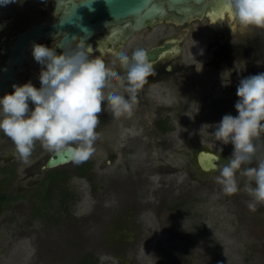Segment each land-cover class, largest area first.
<instances>
[{
	"label": "rangeland",
	"instance_id": "1",
	"mask_svg": "<svg viewBox=\"0 0 264 264\" xmlns=\"http://www.w3.org/2000/svg\"><path fill=\"white\" fill-rule=\"evenodd\" d=\"M212 71L213 81L199 76L196 99L187 92L188 107L176 106L167 88L169 100L159 110L156 103L119 132L101 131L105 145L89 159L97 187L90 192V183L72 176L66 185L81 196L68 211L60 205L62 186L44 200L42 165L54 151L37 141L25 163L15 146L5 148L18 168L5 184L16 198L0 212V264H264V204L255 212L247 207L255 182L237 174L240 190L227 195L214 179L219 167L207 173L197 163L201 150L217 153L219 166L233 152L213 132L224 115L238 116L239 76L230 75L226 87L222 71ZM74 165L58 170L73 172Z\"/></svg>",
	"mask_w": 264,
	"mask_h": 264
},
{
	"label": "clouds",
	"instance_id": "2",
	"mask_svg": "<svg viewBox=\"0 0 264 264\" xmlns=\"http://www.w3.org/2000/svg\"><path fill=\"white\" fill-rule=\"evenodd\" d=\"M15 2L0 0V6ZM222 12L243 29H264V0H222ZM32 55L41 65V86L14 84V92L0 98V131L12 140L18 158L25 163L37 141L48 151L71 152L77 165L87 162L101 139L96 129L102 113L131 117L140 90L156 74L144 49L134 50L131 56L116 54L123 74L99 56L92 58V48L84 40L61 54L56 47L34 43ZM236 94L238 116L226 114L214 125L216 140L233 146L214 179L227 195L240 190L237 174L254 181L255 187L249 184L247 188L252 197L247 207L255 212L258 204H264V73L241 79Z\"/></svg>",
	"mask_w": 264,
	"mask_h": 264
},
{
	"label": "flooded vegetation",
	"instance_id": "3",
	"mask_svg": "<svg viewBox=\"0 0 264 264\" xmlns=\"http://www.w3.org/2000/svg\"><path fill=\"white\" fill-rule=\"evenodd\" d=\"M71 1L80 2L81 0H16L15 3L6 7L0 6V83L5 81L7 71H13V79L21 86L31 82L39 88L41 86L39 80L41 65L34 60L32 45L36 43L50 48L56 47L57 54H61L64 49L75 48L83 40L86 45L91 46L92 58L99 56L104 59L107 66L117 70L120 74H123V70L119 68L117 53L131 56L132 52L137 49L149 51L159 48L158 59L152 61L156 74L149 77V82L138 94V103L135 105L132 115L135 117L146 113L148 109L155 107L156 103L158 108L156 107L155 110L162 108L164 106L162 102L169 100L168 92L165 90L167 88L173 92V100L179 103L176 106L185 104L188 107L190 97L187 96V92H191L193 99H196L198 81H213V71L209 73L211 69L222 71L226 87L230 86V75L237 74L241 80L264 73V62H261V58L264 57V29H243L227 16L220 25H213L214 11L222 3V0L192 2V13L180 14L172 11L166 16L158 17L155 23L141 28H136L133 19H127L124 22L110 24L104 31L96 32L88 39L77 35L72 42L66 45L61 44L64 34L59 33L50 37L42 35L30 40L21 48L16 47L19 38L32 27L41 23L51 26L57 22ZM198 64L203 67L204 71H201ZM199 76H201L200 80H198ZM111 82L116 83L115 80ZM13 85L12 82H9L0 91V98L14 92ZM186 85L187 89L185 90ZM118 91L120 94H125L123 89H118ZM29 107L34 110L35 105L29 102ZM156 115L159 116L157 112ZM132 116L114 117L110 111H105L100 117L101 122L96 131L101 133V131L114 132L118 130L117 133L121 130L120 125L130 124ZM2 118L3 112L0 110V119ZM159 120L157 119V124ZM160 122L163 121L160 120ZM102 145L105 143L101 138L96 142L95 148ZM10 146L15 145L9 137L0 131V198L12 199L16 196L8 191L5 184L14 177L18 168L16 165L18 160L13 152L8 155L2 154L6 150L5 148ZM111 156L117 159L118 153L112 151ZM47 161L42 165V169L46 170V174L42 178L46 182L45 196L57 191L52 175L47 172L62 167L48 168ZM94 167L93 161L88 160L74 165L73 172L65 170L69 172L66 176L67 179L56 186H62L59 195L72 193L74 197L81 196L75 189V185L67 187L72 176L90 183L92 186L89 191L93 192L94 187H97L95 184L98 176ZM107 195L108 192L105 191L103 196Z\"/></svg>",
	"mask_w": 264,
	"mask_h": 264
},
{
	"label": "water",
	"instance_id": "4",
	"mask_svg": "<svg viewBox=\"0 0 264 264\" xmlns=\"http://www.w3.org/2000/svg\"><path fill=\"white\" fill-rule=\"evenodd\" d=\"M206 0H81L71 1L70 5L61 15L60 19L46 26L41 23L32 27L23 34L17 41L16 47L21 48L30 40L42 35L50 37L55 34H64L62 45L72 42L77 35L88 39L92 34L104 31L107 26L113 23L124 22L133 19L136 28L151 25L158 17L168 15L172 11L180 14L192 13V2L201 3ZM159 48L147 51L151 61L158 59ZM13 71L6 72V79L0 83V91L9 82L19 85L12 77ZM197 161L203 172H211L219 167V156L217 153L201 150L197 155ZM73 162L72 153L64 150L54 152L47 161L48 168H56Z\"/></svg>",
	"mask_w": 264,
	"mask_h": 264
},
{
	"label": "trees",
	"instance_id": "5",
	"mask_svg": "<svg viewBox=\"0 0 264 264\" xmlns=\"http://www.w3.org/2000/svg\"><path fill=\"white\" fill-rule=\"evenodd\" d=\"M159 126L161 127V129L163 130H168L169 127L167 125V122L163 121V122H158ZM49 175H52V180L54 182V186H57V185H60L61 182L65 179H67V175L69 174L68 171H65V170H51L49 172H47ZM63 177V178H62ZM65 182V181H64ZM44 184L46 185V182H44ZM45 189V187H44ZM41 192H42V189H41ZM62 198H61V206L62 207H65L66 210L70 209L71 208V203L74 202L75 198L74 196L72 195V193H67V194H63V195H60ZM45 198L47 199L48 197H44V200ZM9 198H5V197H2L0 198V212H1V209H2V204H4L5 202H9ZM45 204V203H43ZM51 208V206L49 207V209ZM87 262L84 261L80 264H86Z\"/></svg>",
	"mask_w": 264,
	"mask_h": 264
},
{
	"label": "bare ground",
	"instance_id": "6",
	"mask_svg": "<svg viewBox=\"0 0 264 264\" xmlns=\"http://www.w3.org/2000/svg\"><path fill=\"white\" fill-rule=\"evenodd\" d=\"M214 13H213L214 15L212 17V23H213V25L218 26V25H220L221 23H223L226 20V17H225L226 15L222 12V3L214 11Z\"/></svg>",
	"mask_w": 264,
	"mask_h": 264
}]
</instances>
